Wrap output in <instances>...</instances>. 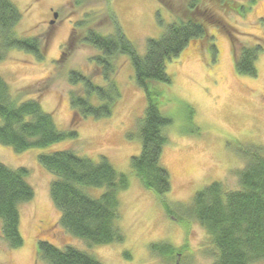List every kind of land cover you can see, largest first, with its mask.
<instances>
[{
    "label": "rangeland",
    "instance_id": "rangeland-1",
    "mask_svg": "<svg viewBox=\"0 0 264 264\" xmlns=\"http://www.w3.org/2000/svg\"><path fill=\"white\" fill-rule=\"evenodd\" d=\"M11 1L21 13L14 34L39 37L43 59L38 61L32 53L9 49L0 61V76L18 103L37 101L58 130L74 131L76 135L20 153L0 144V163L12 169L26 168L25 180L34 193L30 201L18 206L21 247H8L0 220V264H45L37 258L40 240L60 249L72 246L102 264H212L216 250L204 228L194 219L180 222L168 216L162 201L181 214L194 194L213 182L222 183L224 190H236V171L245 164L238 149L255 145L264 152V0H224L227 7L211 2L205 5L222 18L237 49L262 46L255 61V76L236 72L229 34L207 24L205 36L190 40L176 58L166 61L170 82L148 83V88L156 92L153 102L161 115L171 120L164 128L167 143L160 156L170 182V190L163 196L144 189L130 166L131 158L140 151L137 125L143 118L147 97L136 85L128 57L113 58L120 96L108 117L77 115L69 105L73 87L67 77L70 70L97 74L89 59L101 52L81 39L87 29L113 34L110 14L136 51L144 54L146 40L159 38L174 20L170 10L158 0H81L78 5L75 0ZM168 1L186 9L185 0ZM204 2L201 0L202 5ZM55 12L56 18L52 15ZM92 79L103 84L100 75ZM62 150L95 163L103 157L127 177V189L117 194L119 216L115 227L123 235L121 243L88 245L59 225L60 214L49 194L54 175L38 162V156ZM103 190L84 188L93 197ZM160 242L185 250L181 256L166 260L150 249Z\"/></svg>",
    "mask_w": 264,
    "mask_h": 264
},
{
    "label": "trees",
    "instance_id": "trees-1",
    "mask_svg": "<svg viewBox=\"0 0 264 264\" xmlns=\"http://www.w3.org/2000/svg\"><path fill=\"white\" fill-rule=\"evenodd\" d=\"M158 1L170 10L174 20L166 25L159 38L146 40L144 54L136 51L110 14L113 34L101 35L87 29L81 39V42L101 52L89 60L98 70L95 75L101 76L103 84L94 82L92 77L95 75L76 70L68 72L67 81L73 87L69 92V105L77 115L108 117L120 96L114 81L116 66L113 58L117 55L128 57L136 85L143 89L147 97L143 118L137 125L140 151L131 158L130 166L144 189L163 196L170 190V182L167 170L160 165V156L167 143L164 128L171 120L161 115L153 102L156 92L148 88V83H169L166 61L176 58L190 40L205 36L207 24L228 34L229 29L210 6H205L211 2L227 7L224 0H205L203 5L201 0H185V10L175 7L168 0ZM80 2L75 0L77 5ZM240 10L244 12L243 7ZM20 20L21 13L14 3L0 0V61L9 49L32 53L41 61L40 38L14 34L13 29ZM229 36L236 72L255 76V61L263 50L262 46L255 44L237 49L234 36ZM212 50L216 52L214 46ZM0 120V144L10 146L18 153L44 148L76 135L74 131L58 130L51 115L44 112L37 101L28 99L18 103L10 95L8 84L1 76ZM238 153L245 163L236 171L238 189L224 190L222 183L213 182L197 191L183 210L177 205L182 210L181 214H176L169 204L162 201L168 216L180 222L184 218L194 219L204 228L216 250L212 264H257L264 261V152L260 146L248 145L239 148ZM38 162L54 175L49 194L60 214L58 223L67 233L88 245L123 241L115 221L119 216L117 194L128 187L124 174L116 172L103 157L95 163L68 150L40 154ZM27 175L28 170L24 167L12 169L0 163L2 236L12 249L23 244L18 227V206L30 201L34 195L25 180ZM85 187L104 190L98 197H93L84 191ZM150 249L152 254L166 260L175 258V255L181 256L185 250L165 242L154 243ZM37 258L45 264H102L94 256L72 246L60 249L43 240L37 243Z\"/></svg>",
    "mask_w": 264,
    "mask_h": 264
},
{
    "label": "water",
    "instance_id": "water-1",
    "mask_svg": "<svg viewBox=\"0 0 264 264\" xmlns=\"http://www.w3.org/2000/svg\"><path fill=\"white\" fill-rule=\"evenodd\" d=\"M53 17H54V18L57 17V13H56V12L53 14ZM51 22H53V21H51Z\"/></svg>",
    "mask_w": 264,
    "mask_h": 264
},
{
    "label": "flooded vegetation",
    "instance_id": "flooded-vegetation-1",
    "mask_svg": "<svg viewBox=\"0 0 264 264\" xmlns=\"http://www.w3.org/2000/svg\"><path fill=\"white\" fill-rule=\"evenodd\" d=\"M53 14H54V13H53ZM53 14H52V15H53ZM49 23H51V20L49 21Z\"/></svg>",
    "mask_w": 264,
    "mask_h": 264
}]
</instances>
